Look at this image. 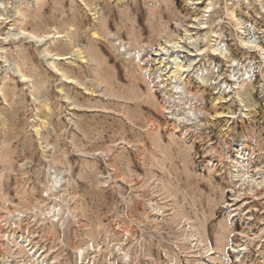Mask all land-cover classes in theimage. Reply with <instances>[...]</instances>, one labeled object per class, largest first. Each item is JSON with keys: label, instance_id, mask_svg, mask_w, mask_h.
I'll use <instances>...</instances> for the list:
<instances>
[{"label": "rangeland", "instance_id": "rangeland-1", "mask_svg": "<svg viewBox=\"0 0 264 264\" xmlns=\"http://www.w3.org/2000/svg\"><path fill=\"white\" fill-rule=\"evenodd\" d=\"M0 264H264V0H0Z\"/></svg>", "mask_w": 264, "mask_h": 264}]
</instances>
